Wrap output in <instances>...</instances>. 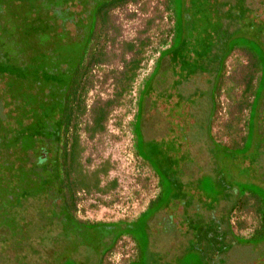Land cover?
Listing matches in <instances>:
<instances>
[{
    "label": "rangeland",
    "instance_id": "obj_1",
    "mask_svg": "<svg viewBox=\"0 0 264 264\" xmlns=\"http://www.w3.org/2000/svg\"><path fill=\"white\" fill-rule=\"evenodd\" d=\"M45 1L0 0V166L14 162L17 154L13 143L4 140L5 133L24 136L45 113L58 114L51 100H61L62 95L53 93L51 86L41 90L27 79L31 58L49 52L58 34H66L67 44L79 42L88 12L97 3L71 0L55 7L61 0ZM35 17L54 21L46 39L25 33L29 18ZM257 27H264V0H129L109 11L107 24L91 42L102 60L89 69L83 111L74 119V129L83 171L108 163L101 187L112 180L115 187L106 193L75 190L78 220L132 223L159 195L160 181L168 209L150 221V238L169 221L173 224L159 238H182L183 243L175 245L169 258L151 252L152 264H264V243L234 242L222 252L227 236L244 241L252 236L260 223L257 211L264 206V49L257 63L241 49L255 44L260 48ZM134 59L139 69L121 92V76ZM251 64H263V70H253ZM152 72L159 74L154 89L146 86ZM249 79L253 91L244 99L241 94ZM37 101L43 102L38 108L41 118L32 124L27 116ZM101 106L106 107L102 131L90 136ZM138 130L143 141L136 144ZM64 138L60 136L58 148ZM54 145H46L49 154ZM52 194L59 205L57 194ZM235 201L238 207L229 217L232 234L225 235L229 231L224 219ZM37 209L36 201L21 209V220L32 223L29 232L0 240V264H60L62 242L48 245V216L37 214ZM130 234L138 236L135 231ZM134 248L132 239L123 235L103 264H128ZM210 250L219 255L209 257ZM74 254L77 264L97 261L89 249Z\"/></svg>",
    "mask_w": 264,
    "mask_h": 264
},
{
    "label": "trees",
    "instance_id": "obj_2",
    "mask_svg": "<svg viewBox=\"0 0 264 264\" xmlns=\"http://www.w3.org/2000/svg\"><path fill=\"white\" fill-rule=\"evenodd\" d=\"M46 2L45 0H38ZM129 0H97L91 10L88 12L87 26L85 34L81 40L77 43L67 44L64 42L68 38L66 34H58L55 36L56 41L53 42L49 52L35 53L31 58L29 64L30 68L27 79L37 86L39 89H47L51 86L53 93L61 94V100L53 97L51 103L57 104L56 115H51V112L42 117V120L38 121V124L33 126L30 133L25 134L16 138L13 134L5 133L3 135L4 140L12 142L13 146L11 149L17 151L16 160L6 162L3 166H0V240H9L24 234V230L29 232V226L31 221L26 222L21 220V209L26 208L28 202L36 201L38 205L37 214L47 215L46 220L47 229L45 231L47 239L51 243L62 242L58 244L60 252V264H77V260L74 258V253H77L79 249H89L97 255V261L95 264H103L104 257L112 249L115 242L119 240L126 233L125 228H122V223L103 224V223H89L78 220L74 215L75 208V190H86L95 191L100 193H106L108 189L115 187V181L112 180L109 185L101 187V176H105L110 169L108 163L100 165L97 169L90 173H85L80 163L81 147L77 139L76 131L74 126L76 117L80 116L83 111V105L81 103L82 98L85 94V80L91 65L98 63L102 60L100 53L93 52V43L97 30L100 27H104L109 20V11L114 7H117ZM56 2L57 6L65 5L71 0H61ZM67 10L64 12L66 14ZM35 13V10L31 9L30 17ZM56 14V18L58 19ZM35 16V15H34ZM30 19L29 27L25 33L44 35L43 39H46L48 30L54 26L52 19L44 21L41 17H35ZM31 26V27H30ZM257 37L262 40L264 34V27L255 28ZM45 32V33H44ZM57 40H60L57 42ZM261 43V42H260ZM260 48L258 44L254 46L249 45L242 50H246L252 60L257 63L263 55L264 49L263 42ZM134 45L128 44V50L132 51ZM168 49V48H167ZM165 49L162 54L159 55V59L164 57ZM158 65V64H157ZM65 66L66 69L59 71L58 68ZM253 70L259 69L261 72L262 66L257 64L252 65ZM139 69L138 60H132L127 64L122 76H121V92L123 89H128L130 83L134 80L136 73ZM55 75H50L53 73ZM152 72L147 79V85L152 86L154 89V81L158 78L157 72ZM263 74L260 73L261 80ZM21 78H24L22 76ZM26 78V77H25ZM24 80V79H21ZM259 89V88H258ZM257 89V94H258ZM253 91L252 80L247 81L241 96L244 99L248 98ZM153 92V90H152ZM151 92V93H152ZM149 93V94H151ZM254 99L251 103H255ZM39 103V104H38ZM30 113H28L31 123H35L40 115L38 108L40 107V101ZM45 105V104H44ZM47 107V104H46ZM37 111V112H36ZM62 112V113H60ZM37 115V117H36ZM106 116V107L101 106L95 111L93 118V125L89 129L90 136L95 135L102 131L103 122ZM41 118V117H40ZM52 118L54 120H52ZM22 120H19V122ZM23 123V122H22ZM138 140L136 144H139L141 133L138 130ZM65 137L63 142L59 146L60 136ZM67 135H70L68 137ZM141 138V139H140ZM54 142V148L50 159L48 152V143ZM258 144V143H257ZM34 159V160H33ZM255 160V158H254ZM3 171V172H2ZM62 174V176H61ZM159 195L149 203L147 209L138 217L133 223V231L138 236L135 237L130 234L132 239L139 246V253L141 261L135 264H152L150 253H143L142 244L143 240L149 235L147 227L150 225V221L155 215L167 208L165 202L164 189L160 185ZM51 190L53 192H51ZM55 191V192H54ZM56 193L60 201L59 205H56L53 200V194ZM55 194V195H56ZM239 204V203H238ZM238 207L236 201L233 206L230 207V212L227 213L224 219L228 233L232 234V230L229 227V217L233 210ZM260 208V207H259ZM259 216V227L254 231L252 236L248 240L238 239L233 234L227 236L232 238L226 241L225 249L223 253L229 249L231 244L238 242L246 245H259L264 243V206L257 211ZM22 221V222H21ZM56 224L57 227H52ZM53 228H58L57 233H54ZM111 228L117 229L116 233L110 231ZM128 228V227H127ZM151 232V231H150ZM95 237H94V236ZM24 236V235H22ZM21 236V237H22ZM43 238V233L40 237ZM95 241H92L94 240ZM105 241V242H104ZM41 242V241H40ZM42 244V243H41ZM213 247V246H211ZM209 257H213L216 254V250H210ZM222 253V254H223ZM21 264V263H20Z\"/></svg>",
    "mask_w": 264,
    "mask_h": 264
},
{
    "label": "flooded vegetation",
    "instance_id": "obj_3",
    "mask_svg": "<svg viewBox=\"0 0 264 264\" xmlns=\"http://www.w3.org/2000/svg\"><path fill=\"white\" fill-rule=\"evenodd\" d=\"M260 42L262 43L263 42V40H260ZM260 43V44H261ZM263 44H264V42H263ZM262 45V44H261ZM166 210L168 209V207L167 208H165ZM164 209V210H165ZM163 210V211H164ZM135 222V221H134ZM134 222H132V223H122V224H124V225H122V228L124 229L125 227V230H124V232L126 231V232H128V231H133L134 229H133V226L135 225V224H133ZM171 224H173V222H167V223H165V224H163L162 226H161V228L160 229H157V231H156V235H157V237H156V235H154L153 237H151L150 238V235H152L151 233H153V231L154 230H152L151 229V226L149 225L148 227H147V229L149 230L150 229V231H149V235L147 234V238H146V240L145 241H147V245L145 246H142L143 247V249H142V251H143V253H150L151 254V252H153V253H158L157 255H159L160 257H164V258H169L170 257V255L171 254H173L174 253V247H175V245H177V244H182L183 243V239L181 238V239H179V240H173L172 239V242H171V240H169V239H166V238H161V236H160V238H159V236L158 235H161V233H165L167 230H168V226L169 225H171ZM128 227V228H127ZM113 229V231H110L111 232V234L112 233H116V231H117V229H114V228H111L110 230H112ZM162 231V232H161ZM125 232V233H126ZM130 232H128V233H130ZM158 232H160V234H158ZM128 233H126L125 235H127L128 237H130L131 239H132V237L131 236H129L128 235ZM163 233V234H164ZM167 240V242H170L167 246H165L164 244H158V242H160V243H162V242H165ZM132 241H133V243H134V249H135V255H134V257L131 259V260H129V262H128V264H135V263H137L138 261H141V258H140V253H139V246L137 245V243H135V241L132 239ZM153 243H155L154 245H153ZM178 247V246H177ZM217 257V256H216ZM221 263V262H220ZM219 263V264H220Z\"/></svg>",
    "mask_w": 264,
    "mask_h": 264
}]
</instances>
